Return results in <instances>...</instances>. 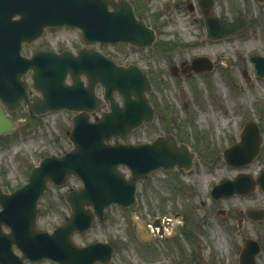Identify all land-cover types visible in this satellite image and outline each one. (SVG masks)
I'll list each match as a JSON object with an SVG mask.
<instances>
[{
  "label": "water",
  "instance_id": "95a60500",
  "mask_svg": "<svg viewBox=\"0 0 264 264\" xmlns=\"http://www.w3.org/2000/svg\"><path fill=\"white\" fill-rule=\"evenodd\" d=\"M199 4L207 35L212 39L234 35L247 26L244 16L231 21L212 13L214 0H199ZM62 25L80 28L89 44L125 41L151 46L156 39V31L136 17L128 0H0V98L11 110L25 99L33 117L58 108L78 111L69 132L71 149L44 157L32 168L28 182L12 192H5L0 181V264H26V260L45 258L60 264L110 260L113 251L110 243L95 241L79 246L73 241V234L89 229L95 214L102 218L105 208L112 203L122 207L133 205L138 181L153 170L174 169L176 165L189 169L192 165V153L184 143L179 145L172 134L158 136L152 142H112L113 137H126L144 122H151L155 115L147 95L152 89L151 81L137 65H118L111 56L87 47L80 48L77 54L68 49L60 52L40 49L30 57L22 54L23 43H32L46 27ZM251 59L257 74L264 76V56L254 55ZM186 66L196 71L213 67L204 56L194 58L192 64L183 63ZM29 71L32 86L42 93L33 100L27 91ZM99 83L105 88L104 97L110 101V110L92 121L90 113L102 102L96 94ZM116 92L123 96L122 104ZM13 129V122L0 107V134ZM261 140L258 127L248 123L241 142L225 151L227 160L234 165L245 164L237 160L252 158ZM248 151L251 153L245 155ZM120 166L130 169L131 176L127 177ZM71 176L83 181L82 187L66 194L71 214L53 231L39 228V199L50 182L63 185ZM259 182L264 188V174ZM254 186L255 181L242 175L214 186L213 195L246 194ZM249 215L263 219L264 210H249ZM153 224L156 226V222ZM259 252L258 241L248 238L240 264H256Z\"/></svg>",
  "mask_w": 264,
  "mask_h": 264
},
{
  "label": "rangeland",
  "instance_id": "374dc122",
  "mask_svg": "<svg viewBox=\"0 0 264 264\" xmlns=\"http://www.w3.org/2000/svg\"><path fill=\"white\" fill-rule=\"evenodd\" d=\"M189 2L194 3L193 10L189 9ZM139 6L144 19L157 31L154 45L136 52L123 49L121 44L109 46L108 50L119 56L130 54L131 59L135 57L143 67L153 70L155 99L164 107L163 115L167 117L159 114L127 140L151 141L158 135L174 133L186 143H199L211 151L215 142L223 143L236 131L244 116L260 118L264 126V77L255 75L251 60L253 54L264 55V4L257 0H216L215 13L229 19L242 14L249 20L248 26L236 36L219 40L207 37L203 12L196 0H139ZM81 44L79 29L49 28L42 39L25 47L24 52L40 47L76 48ZM200 54L218 63L211 73L184 80L170 73L171 64ZM245 69L252 76L248 84L243 78ZM179 83L187 91V106L179 97ZM73 115V111L65 109L36 118H29L26 109L11 114L15 129L0 135V180L6 191L27 182L31 168L44 156L61 154L72 147L68 132ZM210 159L211 156L200 155L195 168L189 172H152L139 183L134 205L129 208L111 205L103 219L96 220L86 232L77 233L75 241L107 240L124 245L122 256L116 258L117 264H172L182 256L187 259L184 264H239L244 241L252 237L262 248L257 264H264V219L254 220L247 214L251 208H264V193L231 196L222 202L227 212L213 215L211 181L214 176L229 172L225 166L218 165L215 175L210 174ZM124 171L129 174L128 170ZM81 184L78 178L71 177L64 186L50 185L49 192L39 202L40 228L51 230L63 222L70 212L64 195ZM178 210L182 216L175 217L173 214ZM167 216H172L175 222L167 225L164 237L153 232L148 241L141 237L139 228L147 221ZM184 220L187 226L183 225ZM189 227H193L195 234L190 233L184 240L183 234ZM180 237L183 246L172 241L173 238L180 241ZM28 264L56 263L41 260Z\"/></svg>",
  "mask_w": 264,
  "mask_h": 264
},
{
  "label": "flooded vegetation",
  "instance_id": "af4514ba",
  "mask_svg": "<svg viewBox=\"0 0 264 264\" xmlns=\"http://www.w3.org/2000/svg\"><path fill=\"white\" fill-rule=\"evenodd\" d=\"M129 1L133 4V7H134V9L136 11L137 16L141 17L142 14L140 13L141 12V7L139 6V0H129ZM257 2L260 3V4H264V1H261V0H257ZM43 37L44 36H42L41 38L37 39L33 43H36L37 41H39ZM32 44H30V45L24 44L23 45V49L25 47H27V46H31ZM118 44L123 45L125 47L123 49L126 50V48H127V50L129 52H136V51H141L142 49H144V48H140V47H137L135 45H132V44H130L128 42H120V43H116V44H100V43H96V44L90 45V47H95V48L99 49L100 51H102L106 55H112L113 58L120 64L129 65V64L134 63V64H139L140 66H142L140 64V61L135 59V57H133V59H131L130 57H132V56L130 54L126 53L125 54L126 56L125 55L124 56L123 55L119 56V55H117L115 53H112L111 51L108 50L109 46H116ZM79 47L74 48V49L76 50ZM40 48H43V47H40ZM40 48H34L29 53H25V55H29L30 56L34 52V50L40 49ZM194 57H192L190 60L186 59V60L181 61L180 63L171 64L170 65V73L175 78H180L181 80L192 79L195 76L201 75V74H204V75L205 74H209V72H196V71L190 70L189 68H186V67L182 68L183 62L191 61ZM214 63H215L216 66H218V63L216 62V60H214ZM174 64H176L178 66L177 67H173ZM144 69H146L148 71V75L151 78L152 83H153V90L149 93V98H150L151 102L154 104V107L156 109V116H155V118H156L159 114H160V116H162L165 111H164V107L162 105H159L157 100L155 99V94L157 93V88H156V84H155V82L153 80V70L150 71L151 69L149 68V66L144 67ZM248 75H249V79L248 80H246V78L243 75V78H244V81H245L246 84H248L252 80V76L249 73H248ZM28 77H30V74H29ZM177 89L179 91V97L183 100L184 106L189 105L188 104L189 101L187 100V91H186V89H184V87L180 83L177 85ZM101 90H102V86L99 85L98 86V92L101 91ZM28 91L30 93V98L31 99H33V95L35 93H39L38 91L34 90L31 86L28 88ZM159 99L161 100V98H159ZM0 105L5 108V111H6L7 115L11 116V114L13 112L8 110L7 105L4 104L1 101V99H0ZM19 109H21V110L26 109L27 110V103H26L25 100L22 101V104L18 108V110ZM108 109H109V103L107 101H105L104 103H102L96 109V111L91 113V117L95 118L98 115H101V113L103 111H106ZM163 116H164V118L167 117L166 114L163 115ZM171 119L173 120V118H171ZM251 120H254L258 124L260 132L263 135V140H262V143L260 145V148H259V150H258V152L256 154H252L253 155L252 158H251V156H249V158H248L249 160L246 159L247 156L239 158L237 160V161H239L238 163L244 161L243 163H245V164H243V165H231V164L228 163V161H227V159L225 157V150L228 147H231L233 144H236L237 141H239L240 133H241L242 128L244 127V125L247 122H249ZM174 135L176 136V138L179 141H182V140L184 141L183 137H181L180 135H177V134H174ZM124 141H127V140H124ZM188 145L190 147V150L194 153L193 166H192V168L190 170H186L184 168H177L176 171H178L179 173L180 172L184 173V172L192 171L195 168V166H196V158H198L200 155L202 157L211 156L212 160L210 159V161H209V163H210V171H209L210 174L215 175V172H216V169L218 168V165H219V168H221L222 166H225L228 169V172H229L228 174L222 175V176H214V178L211 181V190H210L211 199H210V204L212 203L213 207L212 208L210 207V210L212 211L213 215H215V214L223 215V214H225L227 212L226 211L227 209L225 207H222V202L225 199H228L230 197H214L212 195V188L215 185L219 184L220 182H222L224 180H227V179L233 180V179H236L239 176L246 175V176H249L250 178H252L253 180H255V182H256V190L253 193H256V192L264 193V190L261 187V182L260 183L258 182L259 176L264 174V126L262 125V122H261L260 118H257V117H249V118L243 117L242 120L239 121L238 127L236 128V131L232 132L226 138V140L223 141V143L220 144L218 142H215L213 144V148L211 149V151H207V150L203 149V147L200 146L201 144H199V143L196 144V145H194V144L192 145V143H188ZM249 153H251V151L245 152V155H248ZM81 185H79L77 187H73V188H79ZM200 205H201V207L203 206L202 203ZM198 208H200V206H198ZM178 214L182 216V212H180V210L175 211L173 215L176 217V216H178ZM66 216H65V218H66ZM201 216H202V213H201ZM153 222H156V226H159V227H158L157 231H156V229H153L152 232L155 235L159 234L160 236L164 237L165 234H166V230H168V228H169V227H167V225H173L174 224L173 222H175V220L172 218V216H167L166 218L165 217H156L153 220ZM145 225L150 226L148 224V221L145 223ZM183 225L187 226V223H186L185 220L183 222ZM190 233L191 234H195L194 231H193V227H189L188 231H186L185 234H183L184 237H185L184 240H186V236H188ZM173 240H176L181 246H183V244H184L182 242V237H180V241L181 242L177 238L176 239L173 238L172 241ZM88 243L89 242H83V243H78V244L79 245H86ZM112 243H113L112 259L109 260L108 262L98 261L95 264H117L116 258L122 256V254L120 252H121L122 247L124 245L116 244L114 242H112ZM105 256H106V254H102V257H105ZM184 262L187 263V259L184 256H182L181 260H173L172 264H178V263L184 264ZM56 264H59V263H56Z\"/></svg>",
  "mask_w": 264,
  "mask_h": 264
},
{
  "label": "bare ground",
  "instance_id": "6f19581e",
  "mask_svg": "<svg viewBox=\"0 0 264 264\" xmlns=\"http://www.w3.org/2000/svg\"><path fill=\"white\" fill-rule=\"evenodd\" d=\"M158 228H156V231H157Z\"/></svg>",
  "mask_w": 264,
  "mask_h": 264
}]
</instances>
